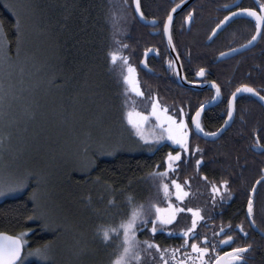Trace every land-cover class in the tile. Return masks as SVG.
Segmentation results:
<instances>
[{
	"label": "trees",
	"instance_id": "trees-1",
	"mask_svg": "<svg viewBox=\"0 0 264 264\" xmlns=\"http://www.w3.org/2000/svg\"><path fill=\"white\" fill-rule=\"evenodd\" d=\"M233 1L203 0L206 5L195 10L192 26L185 25L186 16L176 19L173 31L179 32L184 28L190 32L207 33L193 37L190 50H179L184 70L189 80H195L200 69L209 67L212 70L211 80L223 81L232 90L246 84L264 94V90H261L264 89V30L259 44L253 49L254 54L252 51V54L216 63L218 55L226 50V45L242 46L249 42L256 31L254 19L248 17L235 22L220 35L212 36L211 32L216 23L208 22L212 19L210 16H213V6ZM133 3L134 0H126V3L125 0H0V23L4 25L12 49V59L8 62L13 61L7 73L0 75V89L3 90L5 99L37 101L52 97L57 100L80 95L87 103L93 96L98 109L107 108L112 115V122L116 125L120 121L133 135L128 141L129 146L120 149L109 147L106 152H111V155L95 153L92 158L96 161V167L91 172L81 167L75 168L79 171L66 167L61 173L66 179L73 181L72 189H75V184L79 186L74 191L82 193L81 200L91 197L95 205L108 207L109 201L114 197L117 200L115 202L127 206V214L129 196L136 205L143 204L147 207L151 202L161 209L168 207L169 201L174 200L172 195L170 199L164 197L158 181L152 178L153 173L168 171L163 182L169 183L172 190L174 185L170 181L175 179L186 187L185 182L192 181L187 189L190 188L191 193H200V180L194 177L210 176L212 180L215 179L220 173L221 159H255L249 146L256 135L260 136V141H264V115L256 108L255 102L247 97L239 100V113L234 125L220 140L205 141L192 135L191 157L187 165L186 153L179 145L166 139L151 141L163 132L158 121V125L146 121L142 126L145 135L150 139L149 143L145 144L135 135V130L126 118V113L134 106L138 105L146 115V111H151L146 108L147 105L150 106L158 100L161 109L167 108L168 115L189 124L198 108L210 101L213 95L197 93L177 85L171 77L170 58L163 36L141 24L136 17ZM169 3L170 0H140L143 20L158 19L163 25L171 9V6H167ZM246 4L247 2L244 6ZM4 5L19 12L24 25L23 42L19 46L18 56L14 19ZM209 37V44L213 45L204 50L208 44L203 45L202 41ZM113 51L118 57L126 58L128 65L136 68L144 93L143 100H129L131 88L123 79L128 75L127 66L120 59L116 64L111 62L110 53ZM146 52L154 53L148 62L152 73L140 67ZM203 55H208L209 59L202 58ZM20 63L22 66L19 67ZM226 110V104L209 109L201 121L203 131L210 133L220 128L225 120L221 114ZM262 127L260 132L255 131ZM197 147L199 152L196 151ZM177 152L180 153L181 160L174 162L175 171H170L168 154L176 155ZM197 160H201L199 167L196 166ZM228 165L236 164L226 163L227 167ZM105 189L109 191V196L105 194L108 193ZM34 192L33 184V187L27 188L23 193L0 201V232L13 236L27 232L25 251L53 244L58 234V231L48 228L42 222L27 219L32 214L31 197ZM186 200V205L182 207L195 208L202 199L198 198L196 201L193 196H189ZM84 204L86 205L85 202ZM92 208L94 209L93 204ZM178 215L172 225L164 226L163 230L158 229L154 236L150 233L149 224L137 232V238L141 241H154L165 249L180 247L184 242L181 233L190 225L191 213L184 211ZM141 254L145 255L143 252ZM26 264L52 263L33 260Z\"/></svg>",
	"mask_w": 264,
	"mask_h": 264
},
{
	"label": "rangeland",
	"instance_id": "rangeland-1",
	"mask_svg": "<svg viewBox=\"0 0 264 264\" xmlns=\"http://www.w3.org/2000/svg\"><path fill=\"white\" fill-rule=\"evenodd\" d=\"M12 64L13 61H7L0 65V75L7 73L8 67L10 69ZM134 69V78L140 82L139 74L136 68ZM139 87L141 89L140 84ZM129 95V100H143V96H138L131 89ZM95 100L92 96L86 103L85 98L80 95L70 99L55 100L50 97L37 101L9 98L4 99L3 106L0 107V139L3 140L0 144V182L23 175L39 177V187L35 186V194L42 211L52 221L47 227L56 230V227L60 226L57 239L48 246V260L43 261L40 257L28 255L35 250L25 251L22 258L24 264L33 260L52 264H112L118 241L114 240L113 243L105 245L99 239L97 230L109 225L115 226L122 218H127V206L115 202V205L108 204V207H105L98 204L97 206L93 200L89 201L86 198H83V201L82 193L74 191L79 186L75 184V189H72L73 181L66 179L61 173L66 167L74 168L75 171L79 169L78 167L86 170L89 161L93 160L95 153L100 154L101 150L106 152L109 147L120 149L129 146L128 141L133 135L120 121L115 125L109 110L98 109ZM145 101L148 103V100ZM134 108L143 112L138 105ZM146 108L151 109V104ZM146 112L149 116L147 121L154 125L158 121L159 126L165 115H168L161 109L159 112L161 119L158 120L150 115L151 111ZM164 128H167L166 123L163 124L162 131ZM184 152L187 159V151ZM191 182H187V187L183 185L189 195L182 202L177 201L172 194L174 200L169 203L182 207L186 205V199L193 196L196 201L198 198L202 199L195 208H200L203 213L215 206L218 195L212 192L211 186L214 183L208 187L199 185L200 187H197L200 193H191V189H187ZM32 183L35 185V181ZM25 190L11 196L0 197V201L15 197ZM107 190L110 191L109 188ZM170 190L172 193L175 191L171 187ZM109 191L105 192L108 196ZM113 199L117 201L116 198ZM82 201L86 205H83ZM214 239L212 237V241Z\"/></svg>",
	"mask_w": 264,
	"mask_h": 264
},
{
	"label": "snow or ice",
	"instance_id": "snow-or-ice-1",
	"mask_svg": "<svg viewBox=\"0 0 264 264\" xmlns=\"http://www.w3.org/2000/svg\"><path fill=\"white\" fill-rule=\"evenodd\" d=\"M185 2V0H180L179 4H176L175 7L171 9V13H175L178 8ZM126 3V0H125ZM135 11L139 13L140 18H144V13L140 11V0H134ZM6 9L9 10L10 15L13 16L15 23V35L17 37V51L16 55H19V46L23 42V33L24 25L20 19V13L13 11L8 5H4ZM259 11L253 8H242L238 12H232L231 16L224 17V20L220 24L226 23L237 15L246 14L248 17L254 18L256 31L249 40V44L257 39L258 36L262 35L261 28L264 27V3L258 4ZM187 21L190 23L192 21V13L190 12L186 17ZM173 16L171 14L167 15V20L164 23V31L168 33V42L172 43L171 37V26H172ZM155 24V21H153ZM220 24L217 25V28L220 27ZM215 35V33H213ZM122 47H126L122 45ZM174 47V45H173ZM12 55L11 42L8 40L7 33L5 31L3 23H0V65L6 63L10 60ZM224 55V53H221ZM111 62L116 64L117 60L120 59L121 63L127 66L128 75L123 77L124 82L131 87V90L135 92L138 96H143L144 93L139 87V82L134 78L135 69L128 65L127 59L123 57H118L115 51L110 53ZM171 64V62H170ZM199 76H204V69H200L197 73ZM216 89V95H220L219 85H213ZM264 90V89H262ZM250 93L258 97L261 101H264V95H261L260 91H257L256 88L250 87L248 85H243L240 88L236 89V92L232 93L231 101L229 102L228 111L226 113L227 119L224 121L223 127L218 132L205 133L206 136H217L220 132L224 131L226 127L229 126V122L233 120V114L236 112L235 100L236 93ZM5 95L3 90L0 89V107L3 106ZM151 116H155L158 120L161 119L159 112L161 110L159 101L152 103L151 105ZM162 111L166 114L167 108H163ZM183 111L182 109L180 110ZM203 111V105L200 106V109L196 111L195 117L193 118V123L195 128L203 132V128L200 122L201 112ZM126 118L128 124L132 126L135 130V135L138 136L145 144L150 142L148 136L145 135L142 130L143 124L149 119L148 115H145L143 112L136 111L135 108L126 113ZM167 124V128L163 129L161 135L154 137L153 139L156 142H159L163 139H168L173 142V144L179 145L183 151L188 150V135L189 130L187 124L181 120L177 122L175 116L165 115L164 119L161 122ZM166 133V135H165ZM255 143L253 147L257 149H264V143L260 142V136H254ZM3 143V140L0 139V144ZM196 151L199 152V147L196 148ZM111 152H105L101 150L100 155H111ZM168 170L175 171L173 168L174 162H179L181 160V155L179 152L176 155L168 154ZM201 160L196 161V166L199 167ZM96 167V161L90 160L89 165L86 171L91 172ZM168 176V171L163 173L156 172L152 174L153 180L158 181V187L162 190V193L165 198H169L172 194L175 195L177 201H183L185 197L189 195L187 191L184 190V186L178 183L175 179L171 180L170 183L174 185V193L170 192L169 183H164L163 179ZM207 180V177L204 178ZM264 180V175L261 176V180H257L256 183L260 184ZM35 181V186L39 187V177L35 175H23L18 176L10 181L0 182V197L11 196L17 192H21L27 188L33 187L32 182ZM99 181V177H97ZM187 183V182H185ZM223 191L228 193L229 198L231 197V192L228 187V181L224 180L223 182ZM212 192L219 195L220 199L223 200L225 197L221 194V189L213 184ZM252 193H255L256 189L253 188ZM31 200L33 202L32 214L27 216L29 221L33 222H42L45 226H48L52 221L45 215L42 211V207L39 203V199L35 192L33 193ZM91 197H89V201ZM215 201V197H213ZM110 205H115V200L112 199L109 201ZM128 206L129 213L127 218H122L118 224L115 226L109 225L107 227H101L97 230V235L102 243L109 245L113 241H118L116 244L117 251L113 256L112 264H231V262H236V264H246L244 261L243 254L248 251V247H234L230 252H226L224 257L219 256L218 253H215V248L219 244L231 245L234 240L233 236L225 233L223 226L220 228V233L224 234L223 239H219L217 243H213L209 240L206 234L197 233L196 229L200 221L204 220V216L201 214L200 208H191V207H176L169 203L168 209H161L158 205L154 203H149L147 207L140 204L136 205L133 203V198L128 197ZM253 200L249 199L247 202V216L251 217L253 215ZM187 211L191 213V223L190 226L186 227L181 235L183 237V244L178 248L165 249L161 248L159 244H156L154 241L144 240L141 241L137 238V232L146 228L149 224L150 233L154 236L158 229L163 230L164 226L172 225L177 217V214L180 212ZM253 224L255 220L251 221ZM239 230L245 236L247 235L244 232L243 224L239 225ZM231 229V225H229ZM60 230V226L56 227V231ZM27 232H21L18 236H5L0 234V264H24L22 259V254L24 253L26 245ZM169 235H172L169 233ZM213 235L216 236L217 233L214 231ZM193 242H189V241ZM199 241V242H197ZM250 247V246H249ZM145 255H142L141 253ZM179 254V255H178ZM28 255H34L40 257L41 260H48V246L45 245L43 248H37L35 252H29ZM225 257L230 258L228 262L225 261Z\"/></svg>",
	"mask_w": 264,
	"mask_h": 264
},
{
	"label": "flooded vegetation",
	"instance_id": "flooded-vegetation-1",
	"mask_svg": "<svg viewBox=\"0 0 264 264\" xmlns=\"http://www.w3.org/2000/svg\"><path fill=\"white\" fill-rule=\"evenodd\" d=\"M187 1L188 0H185V2H187ZM238 1L239 0H234L233 2L228 3V4L222 3L219 5L213 6L214 9L211 11L213 16H210V19L211 18L212 19L210 20V22H208L211 24L213 22L216 23V25L214 26V28L212 29V32H211L212 36H216V35H213V32L216 29L217 25L220 24V22L224 20V17L229 16L232 12H238L239 9H242V8H253V9H256L257 11H259L258 4L261 3V0H247V1L242 0L241 4L238 7L231 9V10H227V8L229 6H232L233 4L237 3ZM205 2H207V1H205ZM245 2H247V4H246L247 6H244ZM179 3H180V0H170V3L167 4V6L168 7L171 6V9H172L173 7L176 6V4H179ZM203 5H206V4H204L203 0L193 1L188 7H186L183 11H181L177 15L176 19L179 16H183V17L186 16L187 17L188 16L187 14H189L191 12L192 13V21L189 23L187 21V19H185V25L186 26L187 25L192 26V24L195 20V15H194L195 10L196 9H202ZM171 9H170L169 14L171 13ZM176 19L173 22L172 28H171V37H172V42L174 45V50H176L177 55H178L179 59L181 60V64L183 67V73L185 75L187 82L194 85L195 87L200 88V90L197 91V90H193L190 88H185V87H182L178 84V78H177V74L175 72L174 60L168 51V55L170 58L169 66L171 67V70H172L171 77H173L175 79V82L181 88L188 89L190 91H194L197 93H212L213 96L210 99V101L203 104V106L211 103L216 97V91L213 89H210L206 86H211L214 84L219 85L222 98L219 101V103L215 107H212V108H216L220 105L226 104L227 110L225 113L223 112L221 114V116L224 117V119L226 120L227 119L226 113L228 111L229 102L231 101L232 93L236 92V89L232 90L231 86L225 85L223 81L216 82L214 80H211L210 76H211L212 70L209 67L204 69V71H205L204 76L197 75L195 80H189L187 78L186 72L184 70L182 58H181V55L179 54L180 53L179 50H190L191 39L195 36L206 35L207 33H205V32H190L189 30H184V28L182 30H180L179 32L173 31ZM166 20H167V18H166ZM166 20H165V22H166ZM239 20H242V18L233 21L227 28H229L232 24H234L235 22H238ZM148 21H152V22L155 21L156 26H154V27L147 26V27L152 28V31H155L157 33V35L163 36L164 41H165V46H166L165 49L169 50L167 47V44H166L165 37H164L163 25L165 22L162 25L158 19L148 20ZM225 30H223L222 32H225ZM222 32H220L219 35ZM210 40L211 39L209 37V39H207V40L205 39L202 41L203 45L208 44L206 47L203 46V47H205L204 50H208L212 47L213 43L209 44ZM246 44H244V45H246ZM244 45H242V46H244ZM242 46H232L231 44H228V45H226V50H224L221 53L225 54V53H228L231 51H235V49L242 47ZM256 46L254 48H252L251 50H247L243 53H239V54L234 55L231 58L223 60V61H218V59L222 56L220 53L217 57L216 63L228 62V61L236 59L240 56L242 57L248 53L252 54L251 52L253 51V49L256 48ZM146 54H149V57L147 59V66L151 70V68L148 65V62H149V59L151 58V56L154 55V53L153 52H151V53L146 52L145 55ZM253 54H254V51H253ZM145 55H144V57H145ZM144 57H143V59H144ZM202 58L209 59V56L203 55ZM143 59H142V61H143ZM170 62H171V64H170ZM140 67H141V63H140ZM152 72H153V70H151V72H148V73H152ZM242 86H240V87H242ZM240 87H238V88H240ZM228 95H230V96H228ZM261 95H264V94L261 93ZM244 97H247V98L251 99L252 101H254L256 104V108L258 110H261L263 115H264V106L253 95H251L249 93H243V95H241L235 102L236 112H235L234 120H233L231 127L218 140H220L233 127L235 119L239 113L238 102L241 98H244ZM212 108H210V109H212ZM199 109H200V107L198 108V110ZM204 114L201 117V121H202ZM194 115H193V117H194ZM193 117H192V119H193ZM192 119H191L190 123L187 124L189 134L191 135L190 145H191V141H192V135L197 136L194 132V129H193ZM223 125H224V122H223ZM223 125L220 128H218L215 132L220 130L223 127ZM201 126H202V124H201ZM262 129H263V127L258 128L255 131L260 132ZM197 137H199V136H197ZM260 142L264 143V141L263 142L260 141ZM254 143H255V141H253V143L250 144L249 149L251 151V154L255 157V159H245L244 161H241L239 159H236V160L235 159H233V160L221 159L219 161L220 173H219V175H217V177L215 179L212 180L210 176L194 177V178H199L200 183H201L200 184L201 187H204V186L208 187V186H210L211 183H214L215 185H217L221 189V194L225 197L223 200H221L219 195H218L217 200L215 202V206H213L211 209H206V211L204 213L201 212V214L204 216V220L199 222L197 229H196V232L206 234L208 236L209 240L212 241L213 232L215 231L217 233V235L213 237L215 239L212 242L217 243V241L219 239L225 238L224 234L220 233V228H221V226H223L225 233L233 236L234 242L231 245L219 244L215 248V253H218L219 256H223L226 252H230L232 250V248H234V247H248V251L243 254L244 261L246 262V264H264V180H262L260 184L256 183V181L261 180V176L264 175V151H263L264 149H257L255 147H253ZM189 161H190V158H187L185 164L186 165L189 164ZM226 163H231V164L234 163L236 165H228V167H227ZM229 172H232V173H229ZM205 177H207V180L204 179ZM186 178H193V177L192 176H186ZM224 180L228 181V187H229V190L231 192L230 198L228 196V193L223 191V183L222 182ZM253 188L256 189L255 193H252V191H251ZM249 199L253 200V205H254L253 215L251 217L247 216V202ZM253 219L255 220L254 224L251 222ZM241 224H243L244 232L247 233L246 236L243 233H241L239 230L238 226ZM229 225H231V229L229 228ZM197 242H199V241H197ZM235 264H236V262H235Z\"/></svg>",
	"mask_w": 264,
	"mask_h": 264
},
{
	"label": "water",
	"instance_id": "water-1",
	"mask_svg": "<svg viewBox=\"0 0 264 264\" xmlns=\"http://www.w3.org/2000/svg\"><path fill=\"white\" fill-rule=\"evenodd\" d=\"M193 1H195V0H188L187 2L183 3V4L181 5V7L178 8V9L176 10L175 13H170V14L173 16L172 24H173V22L175 21L177 15H178L181 11H183L186 7H188ZM241 2H242V0H239L237 3L233 4L232 6H229V7L227 8V10H231V9H234V8L238 7V6L241 4ZM134 8H135V3H134ZM135 12H136V11H135ZM136 16H137L138 20H139L143 25H145V26H151V27L156 26V23L153 24L152 21H146V20L141 19V18H140V15H139L138 12H136ZM229 16H231V14H230ZM241 18H248V16H247L246 14H242V15H237V16H235V17H231V19H230L229 21H227L226 23L220 24V27H219V28L216 27V29L214 30L213 33H215V35L219 34V33L222 32L223 30H225V29H226V28H227V27H228L233 21H235V20H237V19H241ZM250 18H252V17H250ZM253 19H254V18H253ZM171 28H172V26H171ZM263 29H264V27L261 28V32H262V34H263ZM164 37H165V40H166L167 47H168V49H169L168 51H169L171 57H172L173 60H174L175 72H176V74H177L178 84H179L180 86H182V87H185V88H190V89L197 90V91L200 90V88L195 87L194 85H192V84H190L189 82H187V80H186V78H185V75H184V73H183V67H182V64H181V60L179 59L176 50H174L173 42H172L171 44H169V42H168V33H166L165 31H164ZM261 37H262V35H261V36H258L257 39H256L255 41H253L251 44L247 43L246 45H244V46H242V47H239V48L235 49V51H231V52L225 53L224 55H222V56L218 59V61H223V60L229 59V58H231L232 56L237 55V54H239V53H243V52H245V51H247V50H251L252 48H254V47L259 43V41L261 40ZM148 57H149V54H146L145 57H144V59H143V61L141 62V68H142L143 70L147 71V72H151V70H150V69L148 68V66H147V59H148ZM206 87H208V88L213 89V90L216 91V89H215V87H214L213 85H211V86H206ZM249 94H250V93H249ZM241 95H243V92H241V93H236V100H237ZM251 95H252V94H251ZM253 96H254V95H253ZM254 97H255V98H256V99H257V100H258V101L264 106V101H261V100H260L258 97H256V96H254ZM221 98H222V96H221V92H220V95H219V96L216 95L215 99H214L211 103H209V104L203 106V111L201 112V116H200V122H201V117H202V115H203L208 109H210V108H212V107H215V106L219 103V101L221 100ZM236 100H235V102H236ZM234 115H235V113L233 114V120H234ZM194 117H195V115H194ZM194 117H193V118H194ZM233 120L229 122V126L226 127V128L224 129V131L220 132V134L217 135V136H215V137H213V136H206L204 131H203V132L198 131V130L195 128V124L193 123V119H192V125H193L194 132H195V134H196L197 136H199L200 138H202V139L205 140V141H211V142H214V141H217V140H218V139H219V138H220V137H221V136H222V135H223V134H224V133L230 128V127H231V125H232V123H233ZM218 131H219V130H218ZM218 131H217V132H218ZM190 137H191V135L189 134V140H188V143H189L188 145H189V147H188V150H187V156H188V158L190 157ZM263 151H264V150H263ZM0 234H3V235H5V236H13V235H10V234H7V233H3V232H0ZM14 237H15V236H14ZM24 252H25V249H24ZM23 255H24V253L22 254V258H23ZM221 257H224V255L221 256ZM229 260H230V258L225 257V261H226V262H228ZM231 264H235V262H231Z\"/></svg>",
	"mask_w": 264,
	"mask_h": 264
}]
</instances>
